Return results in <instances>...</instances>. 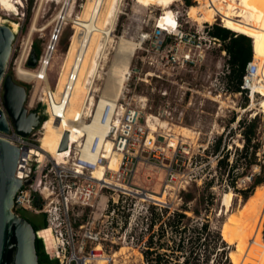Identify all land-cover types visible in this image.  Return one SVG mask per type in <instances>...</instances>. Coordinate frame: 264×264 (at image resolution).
<instances>
[{"label": "rangeland", "instance_id": "1", "mask_svg": "<svg viewBox=\"0 0 264 264\" xmlns=\"http://www.w3.org/2000/svg\"><path fill=\"white\" fill-rule=\"evenodd\" d=\"M66 1L68 2L66 14L69 16L61 24L58 37L54 41L51 59L47 66V81L40 84L39 80L37 81L39 84H36L34 80L25 81L17 78L15 68L19 62L25 68L38 69V64L35 67L28 66L31 51L34 50L35 44L38 59L44 55L57 24V21L52 20ZM86 1L60 0L58 3L56 0H18V8L11 12H4L0 6L2 24H8V26L10 24L15 34L6 73L11 74L17 83L26 88L27 96L24 106L28 111L38 112L41 118L44 116V106L38 102L40 90L42 92L44 87L47 90V86L50 85L54 89V97L57 98L56 87L59 73L70 45V37L74 34L72 19L81 15ZM190 2L191 4L187 5L185 0H167L157 4L143 5L136 0H122L118 9L120 13L117 12L116 15L114 34L119 36L124 27L130 24L126 33L127 40H131L141 30L146 36L150 35L154 29L155 20L162 13V16H165L164 13L169 16L167 24L170 26L175 24L173 11L177 13L182 28L186 32L202 25H209L210 22H204L199 26L198 22L188 17L189 8L196 7L198 0H190ZM34 20L37 30L29 36ZM230 20L235 21L236 17L233 16ZM241 20L243 26H248L245 19L241 18ZM214 22L211 24L222 26L220 19ZM229 25L231 27L229 29L234 32L236 28ZM239 33L242 32L237 34ZM252 39L255 44L254 38ZM101 41L104 42V38ZM146 43L148 44V40ZM114 48L115 43L109 42L104 49L100 62L101 67H104L103 72L111 69L112 59L115 56ZM261 54L264 55L262 49L260 56ZM152 56L148 54L143 57V62L140 60L137 63L133 62V65L141 69L142 80L134 78L131 80L129 96L135 104L142 105L143 120L148 115L156 116L169 123L171 128L150 131V135L156 139V144L165 148L164 153H159L157 159L144 152L140 161L128 166L131 174L124 180L128 186L120 187L121 181L118 178L113 179L115 183L111 184L112 187L125 188V191L120 193L119 204L110 202L108 213L114 209V214L107 221L100 220L96 224V229L101 231L102 236L107 234L106 240H102V243L108 249L112 245L114 248L112 252L114 250L119 252L116 264H146L142 250L144 242L152 232L146 230L149 223V210L158 206H166L171 212L181 210L185 207L184 198L186 195H191L192 200L186 203L189 208L186 214L189 217L199 222L208 219L213 229L240 242L242 249L239 264H247L246 259L249 256L253 264H264V202L260 205L258 213L254 214L241 194L252 183L251 176L260 173V167L258 164H253L250 168H246L242 156L237 162L235 161L240 155L237 152L243 145L239 127L241 119L253 118L255 112L258 114L261 119L259 138L264 143V113L260 111L264 104V92L252 89L250 95L247 89L236 92L235 80L228 78V55H224L218 49L208 52L202 64L187 69H175L172 74H164L162 79L145 76L146 72L156 69L154 63L150 62L153 61ZM99 77H101L100 74ZM99 77L95 78L94 87L101 92L105 82H109L110 79L106 80V76H103V79ZM263 77L260 81L262 87H264ZM35 88H37L36 94ZM0 92V106L3 107V92ZM54 108L58 110L57 106ZM41 125L33 130V135H28L30 139L40 137ZM182 127L189 129L190 132H186ZM220 136H222L221 149L226 146L225 151L228 150L230 153L229 164L221 168L217 165V157L220 153L214 150L215 141ZM167 143L175 145L176 158H172V148L167 147ZM263 150L262 147L257 153L258 163L264 162ZM232 165H235L233 169H231ZM170 171L174 173L177 182L167 186ZM109 191L115 193L112 190ZM165 191L166 194L160 202L144 197L142 199L140 195L144 192L160 194ZM225 192H231L233 195L228 210L222 202ZM192 209H197L199 215H194ZM13 210L16 214L36 223L44 219L42 212L25 211L21 208ZM89 210V208L85 209L83 217H86ZM157 226L153 228V231L157 230ZM171 235L168 228L166 236L162 238L167 245L165 247L168 248L165 264H233L229 256L230 250L234 248L232 243L225 241L223 259L219 261L220 251H215L207 258L201 241L195 238L188 241L190 236L188 231L182 234L185 240L179 241V235ZM223 245L220 244L218 248H223Z\"/></svg>", "mask_w": 264, "mask_h": 264}, {"label": "built area", "instance_id": "2", "mask_svg": "<svg viewBox=\"0 0 264 264\" xmlns=\"http://www.w3.org/2000/svg\"><path fill=\"white\" fill-rule=\"evenodd\" d=\"M173 13L175 15L173 26L169 24L160 26L157 19L162 16L161 14L155 20L154 29L150 35L146 36L141 30L131 38L130 41L135 43V47L133 53L129 55L128 70L124 76L120 96L116 99L113 98L114 90L111 81H106L104 89L99 92V89L94 87V80L86 94L85 101L80 109V115H76L71 121L72 124L80 127L86 133L84 126L92 120V113L99 110L101 121H108L109 129L106 138L110 141L111 151L106 150V144H104L103 152L93 160L82 151L80 143H74V149L70 156L66 153L60 157L43 154L41 159L37 155L30 154L29 157L21 158L18 161V164L22 165L21 169H17L18 173L21 170V179L30 180L31 182L22 185L17 191L14 197L13 209L21 208L25 211L34 210V212L43 213V218L46 220L50 231L40 236L37 233L44 228L39 229L35 231L36 238L42 241L45 254L56 264H116L113 257L116 251L112 252L114 249L112 245L108 249L102 243V240H106L107 234L102 236L101 231L96 229L98 221L105 222L114 214V209L108 213L110 202L119 204L120 193L125 191L115 186L114 188L117 189H114L110 182L118 178L122 187L128 186L124 182L126 177L131 174L128 166L140 161L144 152L157 159L159 153H164L165 148L162 145H157L154 137L149 139L150 130L148 129L147 118L143 120L142 117V105L135 104L129 96L131 80L133 78L142 80L140 77L141 69L137 65H133V62L137 63L138 60L143 62L144 56L153 55V61L150 62L154 63L156 69L146 72L145 76L162 79L164 74H172L175 69H187L202 64L208 52L213 49H218L224 55H227L224 43L209 33L212 28L211 23L186 32L182 28L177 13L174 11ZM75 18H78V16ZM74 22L76 21L72 20L73 27ZM129 27L130 24H127L119 36L115 35L114 30H112L108 43H115V56L112 59L110 68L122 57L117 48L120 39L122 37L127 38L126 33ZM83 35V31L80 32L79 39ZM107 37L108 34H102V38L106 39ZM147 40L148 44L146 43ZM85 44L86 42L82 40L80 47L84 49ZM48 46L44 55L38 59V66L43 65ZM80 47H78L79 54ZM79 61L80 56H77L68 70L63 90L57 98L54 97V89L50 85L47 86V90L45 87L42 88V92L40 90L38 102L44 106L43 115L46 118L53 112L54 117L62 121L63 112H55L54 107L61 106L64 109L68 101V95L78 76ZM120 62L117 64H120ZM99 68L100 71L96 77H99L100 74L101 77L99 78L103 79V76H106V80H111V69L103 72L104 67L99 65ZM258 70V65L252 58L246 65L241 84V89L249 90V95L251 92L250 85L256 79L261 78ZM46 75L47 70L44 76L38 75L36 79L32 78L31 80H34L36 84H44L47 81ZM37 80H40V82L38 83ZM34 93H37V88L34 89ZM53 102L55 103L54 107ZM30 134L33 135V131ZM0 136L15 143L20 148V153L26 148H34L40 151L38 147L39 138L22 137L12 127H10L8 134L0 133ZM80 140L81 143L86 142V136H82ZM100 140L101 136L99 134H94L91 137L89 141L91 152L96 150ZM70 146L71 142L69 140L68 149H70ZM166 146L172 148V158H176L175 145L167 143ZM114 153L121 156L118 172L110 170L107 165L108 156H112ZM100 165L106 167L104 175L107 179H103V181L93 177V171ZM174 176V173L170 171L167 186L177 182ZM183 188L185 189L184 186ZM109 190L115 193H111ZM87 208L90 209L89 213L86 214V217H83L82 214ZM100 260L104 262L100 263Z\"/></svg>", "mask_w": 264, "mask_h": 264}, {"label": "bare ground", "instance_id": "3", "mask_svg": "<svg viewBox=\"0 0 264 264\" xmlns=\"http://www.w3.org/2000/svg\"><path fill=\"white\" fill-rule=\"evenodd\" d=\"M56 1L60 3V0H56ZM165 1L167 0H136L137 3L143 5L157 4ZM121 2L122 0H87L82 9L83 11L81 15L78 18L72 19L76 21L74 22V34L72 35V38L70 37L71 42L70 45L68 46V50L65 54L63 64L61 66V70L59 73V78L56 87L57 97L60 95L61 91L63 90L64 84L66 82V76L68 70L70 69L73 62L76 60L77 56H80V61H79V66L77 68L78 76L74 83V86L72 87L71 92L68 95V101L64 109L63 107L58 106V110L57 111L55 110V112L57 113L63 112L62 121L55 118L54 113L51 111L52 113H50V116L45 120L41 121L42 125H41L39 145H38L40 151H37L33 148H26L20 153L19 160L21 158L29 157L30 154L37 155L41 159L43 158V154L50 155L51 157H57V156L60 157L61 155L64 156V154L66 153L68 156H70L74 149L73 148L74 143H80V147L82 151L86 153L93 160L97 157L98 154L103 152L102 148L104 144H106V150L111 151L110 141H108V139L106 138L109 129L108 121L107 122L101 121L99 116L100 115L99 110L94 111L92 113V120L87 125L84 126L86 133L83 132V130L80 127L72 124L71 121L74 119L76 115H80V109L85 101L86 94L89 91V88L91 87L92 83L94 82L98 72L100 71L99 65L101 62V57L104 54V49L106 48L108 41H110L109 38L111 37L112 30L114 28L116 13L118 12L119 4ZM17 4H18V0H0L1 9L4 12L14 11L16 8H18ZM67 5L68 2L66 1L62 9L57 13L55 18L52 20V21H57V24L52 36V40L49 44V48H48L49 50L47 51L44 57L43 65L41 66L39 65L38 69L34 70V69L25 68L22 65V63L19 62V64L15 68V74L17 78L28 81L31 80L32 78L36 79L38 75L44 76V73L47 70V66L49 64V60L51 59V55H52L51 51L53 50L54 41H55L54 36L56 35V37H58L59 29L61 27L60 24H63L62 22L65 21L69 16V14L68 15L66 14V10L68 9ZM164 15L165 16H161L159 19H157L158 24L160 26H164V24H167L166 21L169 18V16H167V14L165 13ZM187 15L193 21L198 22L197 24L199 26L202 25L204 22L212 23L216 19H220L223 27L227 26L228 28H231L229 27L230 26L229 24H231L236 28L234 32L237 31L242 32L245 33L247 36L254 38L255 44L253 49V58L258 65V69H259L258 72L260 73L261 78L256 79L250 85V89L255 90L257 92H264V87L260 85V81L264 76V63H263L264 55L261 54L260 56L261 49L264 52V0H198L196 7H190ZM172 16L175 18V15L173 13ZM233 16L236 17L235 21L230 20V18ZM241 18L246 20V24L248 26L245 25L243 26ZM2 23L3 21L0 20V24ZM9 27L14 33L12 27L10 25ZM243 27H244V31H243ZM35 30H37V28L34 20L29 30V36ZM82 31L84 35L81 39H79V33ZM104 33L108 34V37L104 39L103 42L101 41V39H102V34ZM82 40L86 42L84 49L80 47ZM259 46L260 48H258ZM78 47H80V54L78 53ZM134 47H135L134 42L130 40H126L125 37H122L120 39V43L118 45L117 51H119L120 55L122 56L118 61L121 62L120 64H117L118 62H116V64H114V66H112L111 68L112 75L110 81L112 83L114 90V95H113L114 99H116L121 94L122 86L124 82V76L126 71L128 70L129 55L133 53ZM1 88H2V82L0 83V91ZM260 111L264 113V104L260 108ZM147 121H148L147 122L148 129L151 132H156L158 128H164V129L171 128L169 126V123H167L166 121H162L156 116L148 115ZM182 129L185 130L186 132L189 131V129L185 127H182ZM94 134H99L101 136V140L96 150L94 152H91V150H89V141ZM65 135L68 138V143L69 140L71 142L70 149H68V146L66 149H61L60 145ZM82 136L83 137L86 136V142L84 143L83 142L81 143L80 140ZM152 138L153 136L150 135L149 139ZM120 159L121 156L118 153H114L112 154V156L109 155L107 161V165L109 169L118 172ZM105 169L106 167L100 165L93 171V177L100 181H103V179H107L104 175ZM19 175L20 177H22L21 170L19 172ZM113 182L114 180H112V182L110 183ZM120 187H122V185ZM144 193L142 194L140 193V195H142V199L144 197L160 202L163 199V196L166 194V191L163 193L161 192L160 194H152L147 192ZM232 198L233 195L231 192H225L222 196L223 206H225L227 210L231 205ZM263 202H264V192L263 195L261 196V200L258 203V208L256 213H258L259 207ZM44 229H46V231H44ZM44 229H42L43 231L39 230L37 234L43 236L45 232L50 231L49 227H46ZM118 255L119 252H115L113 255L116 262ZM103 262H104L103 260H100V263Z\"/></svg>", "mask_w": 264, "mask_h": 264}, {"label": "trees", "instance_id": "4", "mask_svg": "<svg viewBox=\"0 0 264 264\" xmlns=\"http://www.w3.org/2000/svg\"><path fill=\"white\" fill-rule=\"evenodd\" d=\"M185 3L187 5L191 4L190 0H185ZM209 33L213 37L220 39L226 46V53L228 55V78L230 80H235V91L242 92V76L245 72L247 63L253 58L254 42L252 37L247 36L245 33L236 34L228 27H222L221 25H212ZM250 38L252 39V42ZM33 49L37 54L38 50L35 44ZM45 119L46 117L43 116L42 120ZM239 122V127L241 129V135L243 138V145L239 152H237L240 153V155L237 156L235 161L237 162L242 156L244 158L246 168H250V166L253 164H258L260 167V173L253 174L251 176L253 180L252 183L241 193L244 201L248 202V208L252 213L255 214L258 208V203L261 200V196L264 192V162H257V153L260 149H262V147L264 148V143L259 138L261 119L255 112L253 118L244 120L241 119ZM221 145L222 136L218 137L214 144V150L220 153L217 157V165L220 168L226 167L229 164L228 158L230 156L228 150L225 151L226 146H223L221 149ZM262 156L264 161V150L262 151ZM234 166L232 165L231 169H233ZM190 200H192L191 195H186L184 198L185 207H183L181 210H175L171 212L166 206L152 207L149 210V223L146 230L147 232H152L149 233L148 239L144 242V247L142 250V255L146 264H165L166 258L168 257V248L165 247L167 245L164 241H162V238L166 236L168 228L172 235L180 236L179 241L185 240L182 234L188 231L190 233L188 241L192 238H195L197 241H201V244L204 246L207 258L215 251H220L219 261H222L223 259V253L225 251L226 244L225 241L232 243L234 248L230 250L229 256L233 264H239L242 249L240 242L213 229L209 224L208 219H204V221L199 222L198 220L195 221L189 217L186 214V211H189L186 203ZM191 211L194 215H199V211L197 209H192ZM28 221L32 224L35 231L47 227L46 220L44 219L40 223H36L29 219ZM155 226H157V230L153 231ZM155 236L156 239L154 240ZM220 244H224L223 248H218ZM35 247L39 264H56L45 254L42 241L37 238ZM226 259H228L227 255ZM246 262L247 264H253L251 256L246 259Z\"/></svg>", "mask_w": 264, "mask_h": 264}, {"label": "water", "instance_id": "5", "mask_svg": "<svg viewBox=\"0 0 264 264\" xmlns=\"http://www.w3.org/2000/svg\"><path fill=\"white\" fill-rule=\"evenodd\" d=\"M14 37L15 34L8 25L0 24V83L2 82L3 92L0 133L8 134L12 127L18 135L27 137L41 124L42 118L38 112L26 109V88L17 83L11 74L6 73ZM37 61L38 56L32 50L28 66L35 67ZM60 146L61 149L67 148L66 135ZM19 156L20 148L0 136V264H39L35 229L28 219L13 211L17 191L22 185L31 182L22 180L18 173L17 169L22 168L18 164Z\"/></svg>", "mask_w": 264, "mask_h": 264}]
</instances>
